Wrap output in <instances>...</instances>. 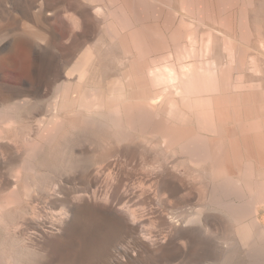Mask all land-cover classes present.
<instances>
[{"label":"bare ground","instance_id":"bare-ground-1","mask_svg":"<svg viewBox=\"0 0 264 264\" xmlns=\"http://www.w3.org/2000/svg\"><path fill=\"white\" fill-rule=\"evenodd\" d=\"M151 1L155 0H146L147 3ZM128 3V7H131ZM121 8L127 17L115 23L110 21L109 14L104 13V7L94 10L107 40L100 43L102 50L84 51L77 56L73 65L64 67L59 76L63 82L53 90L49 89L52 90L50 102L48 98L45 101L41 97L35 100L19 97L7 105L16 108L34 105V108H43L50 114L49 119L39 121L36 139L26 140L20 150L24 155L22 167L28 176L26 180L30 186L39 187L48 178L45 173L48 172L51 177L53 168L60 163L59 168L55 169L60 175H81L88 186H93L102 175L100 164L82 162L79 154L84 155V151H90L93 147L107 150L116 144L122 147L120 145L147 143L154 146L146 152L151 155L150 162L152 159L154 162L145 166L144 175L153 188L147 191L153 192L154 196L162 192L170 197H174L177 191L181 194L185 187L178 180L180 174L183 180L189 172L203 174L207 180L205 189L208 195L204 198V204L190 206L188 199L192 194L187 191L179 197L181 201L177 207L170 211L166 209L167 233L161 241L173 247L174 242L184 236L183 232H187L189 239H199L201 243H196L197 246L201 245L200 251L191 258L190 264H264V78H255L256 82L252 78L255 72L259 75L257 56L254 58L253 54L250 55L247 44L245 48L239 45L232 34L235 29L233 22L222 18L219 22H212L215 23L214 29H208L212 33L216 31V35L220 34L221 28L225 31L219 35L222 45L214 51L213 41L198 35L203 23L205 26L208 24L202 18L190 16L195 11L192 7H182L186 13H181V16L188 20H182L181 27L171 33L173 50L170 53L157 56L149 50L142 52L144 44L138 34L149 30L153 24L138 19L132 8H126L127 12L125 7ZM163 25L166 31H171L170 26L174 25V21L164 22ZM115 47L120 51L114 55L113 61L119 67L125 65L127 69L117 76L119 78L115 79L114 86L108 87L112 84L108 80L104 88L95 89L89 84V80L97 79L95 76L89 77L91 70L93 67L96 69L95 64L100 62L104 48ZM68 53L66 57L70 55ZM98 75L101 79L110 78V73ZM74 77V80H78L76 85L72 84ZM82 83L86 84V88L93 86L94 89L81 91L78 85ZM70 112L80 113V118L72 120ZM178 164L183 167L181 171L175 169L180 168ZM143 165L145 163L142 168ZM111 173L106 175L104 191H96L86 197L101 201L113 214L123 213L132 225L137 221L139 224L137 219L140 213L124 205L127 203L122 204L123 200L130 198L131 191L125 187L127 184L123 185L125 188L119 187L113 177L115 175ZM141 180L144 182V179ZM142 186L141 195L146 192L143 188L145 184ZM86 197H79V202H85ZM175 200L178 201V198ZM3 203L2 207L6 209L11 204ZM216 214L233 222L234 236L231 239L212 236L211 228L218 221ZM152 239L149 242L154 243L155 239ZM193 243L195 245V241ZM1 254L0 264L21 262V259L17 262L11 255ZM164 255L169 260V256Z\"/></svg>","mask_w":264,"mask_h":264},{"label":"rangeland","instance_id":"rangeland-1","mask_svg":"<svg viewBox=\"0 0 264 264\" xmlns=\"http://www.w3.org/2000/svg\"><path fill=\"white\" fill-rule=\"evenodd\" d=\"M128 2L131 7H128ZM98 7H104V13L109 14L108 18L114 23L127 17L121 7H125L126 12V8H132L138 19L151 22L153 25L149 30L139 32L138 38L144 44L142 52L149 50L157 56L173 50L171 33L181 27V21L186 19L181 16V13H186L182 7L194 8L195 11L190 16L202 18L208 24L205 26L203 23L198 29V35L204 39L210 38L214 51L222 45L219 35L225 31L221 28L220 34L216 35V31L212 33L208 29H214L215 23L212 22H219L221 18L231 20L235 27L232 34L239 41V45L245 48L247 44L250 47V55L253 54L254 58L257 56L255 59L259 75L255 72L252 78H264V0H155L151 3L146 0H135L132 3L131 0H0V217L3 216L1 218L4 219L0 218V223L3 224H0V254L5 253L17 260L21 259L22 264H164L165 261H168L165 264H190L191 258L200 251L201 245L197 246V243L201 242L199 239H189L187 232H183L185 237L176 240L173 247L172 244L163 243L161 239L167 233L168 215L165 214L179 205L180 198L187 191L193 197L188 199L190 206L204 204V198L208 195V190L205 189L207 180L203 174L189 172L184 176L185 183L180 174L178 180L185 187L181 194L177 191L179 194L175 192L174 197H170L162 192L163 194L154 196L153 192L147 191L148 188H153L144 175L145 166L154 162L153 159L150 162L151 155L146 152L154 146L138 142L132 144L133 146L112 145L107 150L93 147L90 151H84V155L77 151L82 162H94L98 163V166L100 164L102 175L99 182L93 186L86 184L84 176L74 173H65L64 176L57 170L59 174L56 173L55 169L59 168L60 163L54 165V174L50 173L51 177L48 172L45 173L48 178L44 179L48 180H44L39 187L30 186L26 180L28 176L26 177L22 167L24 155L20 150L26 140H33L34 137L36 139L39 121L49 119L50 114L43 108H34V105L17 108L7 105L19 97L32 100L36 97L44 100L48 98L50 102L52 90L63 82L59 76L64 67L73 65L77 56L84 51L102 50L101 46L107 36L94 13ZM170 9L179 12L172 13ZM172 21V30L166 31L164 22ZM261 45L263 47H260ZM118 51L120 50L117 47L104 48L100 62L98 61L100 66L96 62V69L93 67L92 75H89L97 78L89 80V84L95 89L104 88L108 80L113 84L115 79L119 78L117 76L125 71V65L119 67L118 63L113 61ZM67 53L70 55L66 57ZM93 73H110V78L101 79ZM74 79L75 77L72 84H78V80ZM112 84L108 87L115 85ZM78 86L81 91L94 89L93 86L86 88L85 83ZM69 116L72 120H77L80 113L70 112ZM143 156L148 157L146 159ZM141 161L145 163L144 168ZM178 165L180 167V164ZM175 169L181 171L183 167ZM110 172L115 175L113 177L119 187L127 184L125 187L131 191L130 200H123L122 204L127 203L124 205L140 213L137 214V220L141 224L137 221V224L132 225L123 213H114L118 214L115 216L101 201L88 199L93 192L100 193L106 189V175ZM141 179H144V182ZM198 179L204 181L198 182ZM42 184L45 186L41 187ZM141 186L146 191L142 195ZM79 197H86L85 202H79ZM177 198L178 201L175 200ZM3 202L11 203L7 208L9 211L2 207ZM68 205L70 208L65 207ZM67 208L70 211H66ZM220 215H215L218 221L211 228L212 236L231 239L234 236L233 222L230 223L226 217ZM150 238L155 239V242H149ZM164 254L169 256V260ZM15 259V263L19 262Z\"/></svg>","mask_w":264,"mask_h":264}]
</instances>
